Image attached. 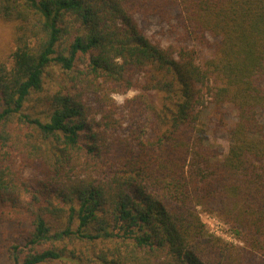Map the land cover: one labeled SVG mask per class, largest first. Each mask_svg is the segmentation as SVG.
<instances>
[{
    "label": "trees",
    "instance_id": "obj_1",
    "mask_svg": "<svg viewBox=\"0 0 264 264\" xmlns=\"http://www.w3.org/2000/svg\"><path fill=\"white\" fill-rule=\"evenodd\" d=\"M0 19L10 264H264V0H0Z\"/></svg>",
    "mask_w": 264,
    "mask_h": 264
},
{
    "label": "rangeland",
    "instance_id": "obj_2",
    "mask_svg": "<svg viewBox=\"0 0 264 264\" xmlns=\"http://www.w3.org/2000/svg\"><path fill=\"white\" fill-rule=\"evenodd\" d=\"M15 25L3 19H0V61L6 60L13 48V34ZM121 99V98H120ZM262 119L264 121V111L262 113ZM215 119V118H214ZM206 126L209 133V146L217 150L218 154L221 156L227 153L229 147V136L227 129L223 125L217 126L220 120L215 119L218 122H211L208 119V113L204 117ZM235 120V111L233 108H227L224 117V122L232 124ZM201 218L206 224L208 231L223 240L240 244L236 239L230 227L224 223L219 217L213 214H209L200 209ZM5 227L0 223V264H10L9 259L6 254H3L4 238L3 232Z\"/></svg>",
    "mask_w": 264,
    "mask_h": 264
}]
</instances>
